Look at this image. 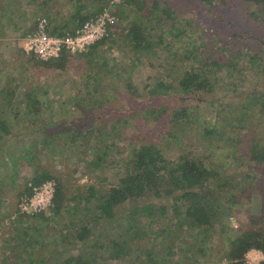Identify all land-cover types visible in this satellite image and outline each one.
Returning a JSON list of instances; mask_svg holds the SVG:
<instances>
[{"label": "trees", "instance_id": "16d2710c", "mask_svg": "<svg viewBox=\"0 0 264 264\" xmlns=\"http://www.w3.org/2000/svg\"><path fill=\"white\" fill-rule=\"evenodd\" d=\"M51 1L29 0V3L52 10ZM123 1L127 6L144 11L145 21L133 23L129 30L128 38L135 53L155 67L152 60L161 43L167 57L166 66L159 65L163 71L156 75L148 101L133 104L137 91L131 82L125 84L129 94L127 105H120L123 100L120 96L105 98L99 94L93 102L87 100L92 110L105 111L86 119L93 124L86 128L83 139L92 141L98 151L88 167L95 171L100 169L105 176L114 165L121 172L119 182L105 192L91 185L84 197L90 208L83 209L79 203H75V207L67 204L64 186L59 182L54 208L36 218L48 221L52 219L48 215L57 217L66 212L70 220L60 232V238L41 242L43 228L30 226L17 236H28L29 230L37 232L39 240L27 237L30 238L27 246L33 249L37 245L41 253L44 250L50 253L48 262L56 257L57 264H106L125 259L129 264H167L175 255L174 250L183 252L180 259L188 264L207 258L208 242L216 233L221 237L220 246L226 249L221 259L228 264H246L245 257L251 250L264 255V219L251 215L240 230L224 222L233 217L234 206L243 195H250V191L257 193L260 211L264 213V0H196L206 14L205 22L201 17L197 20L198 24L204 22L202 25L189 20L190 11L187 13L185 6L175 0ZM74 2L76 8L64 22L49 21L45 10L49 34L73 35L87 20L102 12L106 4L89 9L82 0ZM5 5L23 13L18 0H0L1 23L13 22L10 15L3 13ZM237 8L245 13L241 16L245 22L236 20L234 10ZM39 22L33 21L31 32L37 29ZM110 38L111 27L109 37L87 53L64 52L47 66L62 73L75 58L86 59L87 64L82 66L87 74L85 88L93 83L94 92L98 94V88L105 83L108 88L115 87L119 83L113 79L122 81L123 78L118 73L113 74V66L103 62L104 58L96 53L113 41ZM103 68L106 74L100 76ZM95 72L101 78H95ZM251 81L256 82L251 90L239 84ZM14 91L4 96L0 94L4 107L6 98ZM36 93L34 90L26 92L21 101L27 103V107H34L36 112L30 110L29 115L38 112ZM206 95L211 97L200 98ZM202 104L212 112L213 119L206 124L200 120ZM3 106H0V144L8 143L6 138L12 134V118ZM131 126L134 133L128 136ZM78 129L79 132L74 131L72 143L82 140V128ZM192 133L194 139L190 137ZM127 138L131 141V153L121 161H110L115 144ZM171 140L182 146L174 158H168L161 149V144ZM194 140L201 142L199 146L207 144L204 153L195 150L194 154L193 151L189 154V150L194 149L189 144ZM226 149L228 154L224 153ZM223 160L226 164L219 166ZM50 179L53 177L49 174L34 177L36 185ZM104 181L108 182L107 176ZM23 193L31 196L32 189ZM166 199L172 202L170 206L159 205ZM160 216L166 221L154 219ZM103 221L108 223L109 230L96 234L95 230ZM9 246L11 255L16 254L15 246L10 243ZM71 246H76L79 253L67 256ZM27 255L33 263L32 255ZM132 255H137L136 261H131ZM6 260L13 261L11 256H6L1 264L11 263Z\"/></svg>", "mask_w": 264, "mask_h": 264}, {"label": "rangeland", "instance_id": "374dc122", "mask_svg": "<svg viewBox=\"0 0 264 264\" xmlns=\"http://www.w3.org/2000/svg\"><path fill=\"white\" fill-rule=\"evenodd\" d=\"M18 1L21 2L23 13L15 12L13 7L5 5L6 8L3 13H7V17L11 16L13 22H10V20L0 22L2 24L0 25V94L4 96L8 91L15 90L10 98H6V107L2 105L4 101L0 98V106H3L12 118L10 125L12 134L6 138L8 143L3 142L0 144V264L6 256H11L13 259V261L6 260L11 262L6 264H57L56 257L48 262V256H51L50 253L46 254L45 250L41 253L37 245L33 249H29L27 246L30 242V238L27 237H36L39 240L37 232L29 230L28 236L22 235V237L17 236V234L29 226L41 227L43 228L41 242H47L51 238L53 240L59 239L62 234L60 232L69 224L70 216L66 212L64 215L57 217L50 214L48 216L52 219L44 221L41 218H36L40 213L36 215L24 213L20 204L27 194L23 192L29 188L32 189L34 186H39L35 184V176L49 174L53 179L47 180V182L54 184L55 194L60 182L64 186L67 204L70 207H75V203H79L80 209H83L90 208L84 197L91 185L97 186L102 192L107 191L113 185H117L121 172L116 166H110L108 171L105 172L108 182L104 181L105 176L99 172L100 169L96 168L95 171L88 167L89 163L98 155V151H95V144L92 141L87 142L83 139L86 128L93 124V122H88L86 119L95 114L100 115L105 111L92 110L90 106H87V100L90 99L93 102L99 94L104 95L105 98L112 95L113 97H122L123 100L120 105H127L129 94L125 84L131 82L132 87L137 91V98L135 97L133 104L148 101L150 92L155 85V77H157L156 75L160 70L163 71L159 65L166 66L167 53L164 46L158 43L156 51L159 50V52L153 56L155 58L152 60L155 67H151L149 60L136 54L132 49V44L128 38L129 30L133 23L145 21L144 11L140 12L133 6H127L123 0H82L89 9H96L106 2L102 7V12L110 10L117 18L111 26L110 39H113V41L104 47H100L96 53L99 57L104 58L103 62L110 64L111 68L113 66L112 69L115 71L113 74L118 73L123 80L117 81L114 78L113 82H117L119 85L116 83L115 87L108 88L105 83L104 86L98 88V94H95L93 83L90 87H84L87 74H85L86 68L82 66L87 64L86 59L76 60L75 58L72 64L61 73L47 66L52 60L48 62L41 61L33 55H28L24 50L23 40L30 34L34 24L33 21L38 22V20L47 17L45 13V10H47L49 21L64 22L70 18L71 12L75 10L76 4L74 1L76 0H53L50 2L52 10H48L46 7L36 8L34 5L31 6L29 0ZM67 1L68 3L65 4ZM175 2H180L182 7L185 6L183 9L187 13L188 10L190 11L189 16H187L189 20L194 19L197 23V20L201 17L205 22V10L196 0H175ZM241 11L238 8L234 10L235 15H237L236 20L245 22L241 18V16H245V13ZM1 14L0 16H2ZM204 22H199L197 25H202ZM105 71L106 69L103 68L100 76L106 74ZM98 72L97 75L95 72V78L97 79L101 78ZM239 84H243L249 90L256 86V82L252 81L249 83L240 82ZM30 90L37 92V100L39 101V106L36 108L38 112L35 115L28 114L30 110L34 111L33 106L27 107V103H21L25 93ZM207 97L211 96H200L203 100H206ZM83 99H85V102L81 105ZM171 102L175 103L176 101L172 100ZM200 117L201 122L204 123H208L213 119L212 112L206 104H202ZM106 119L103 120L104 124L107 122ZM78 128H82L80 131L83 135L82 140L72 143L74 131L78 130L79 132L80 129ZM130 128L127 131L128 136L134 133L133 127ZM193 134L190 136L193 137L192 139H194ZM197 140H194L193 144H189L194 148L191 151L189 150V154H192V151L194 154L195 150L204 153V149L207 148L206 143L199 146L201 142ZM192 141L189 142L192 143ZM130 142V139L127 138L125 141L116 143L109 160L118 162L130 154L132 151ZM181 147L180 144H175L172 140L169 143L161 144V149L168 158H174L178 155V150ZM224 153L228 154L227 149ZM224 164H226L224 160L219 162V166ZM256 195L257 193L254 191H250L248 196L243 195L233 208V217L225 219V224L230 228L240 230L241 227L246 226L251 215L264 219V213L263 210L260 211L259 198ZM73 199H76V201H73ZM171 204L172 202L168 199L159 203V205L164 206H170ZM53 208L54 204L50 208L51 211ZM89 214L92 215V211ZM146 218L142 217L141 219ZM154 219H160V222L166 221V218H161V216ZM154 219L153 222L155 223ZM214 223L219 224L218 219L214 220ZM107 224L104 221L101 222L95 233L104 234V231L109 230ZM218 224L216 226L217 231L220 230ZM185 239L188 238L185 236ZM219 240H221V237L216 233L208 242L207 247L209 248L207 249H210V252L207 258L196 259V262L192 261L188 264H228L227 260L221 259L226 249L220 246ZM9 243L15 246L16 254L11 255L10 250L12 247L9 246ZM25 248L27 250H24ZM69 248L70 251L67 256H70V253H79L76 246ZM84 249L88 250L86 247ZM178 251L180 250H174L176 253L167 264L185 263L180 259V257H183V252ZM51 252L54 251L51 250ZM249 252L245 257L246 264ZM28 253L32 255L33 263L29 262ZM135 256L137 255H132V262L136 261ZM249 259L258 260L261 259V255L251 252ZM106 264H129V260L125 259Z\"/></svg>", "mask_w": 264, "mask_h": 264}, {"label": "built area", "instance_id": "2783aa9c", "mask_svg": "<svg viewBox=\"0 0 264 264\" xmlns=\"http://www.w3.org/2000/svg\"><path fill=\"white\" fill-rule=\"evenodd\" d=\"M116 19L110 10H106L87 20L73 35L53 36L47 31V19L43 18L37 29L23 40L24 50L28 55H33L44 62L58 59L64 52L72 55L87 53L91 47L109 37L110 27L116 22ZM54 196V184L47 182L34 186L31 196L23 197L20 207L24 213L36 215L53 206ZM251 252L260 254L261 259H249ZM251 252L247 256V264H260L264 260L262 252L258 250Z\"/></svg>", "mask_w": 264, "mask_h": 264}, {"label": "crops", "instance_id": "0c3cea01", "mask_svg": "<svg viewBox=\"0 0 264 264\" xmlns=\"http://www.w3.org/2000/svg\"><path fill=\"white\" fill-rule=\"evenodd\" d=\"M84 13H85V12H84ZM91 18H93V17H91ZM91 18H90V19H91ZM76 31H77V30H76Z\"/></svg>", "mask_w": 264, "mask_h": 264}]
</instances>
